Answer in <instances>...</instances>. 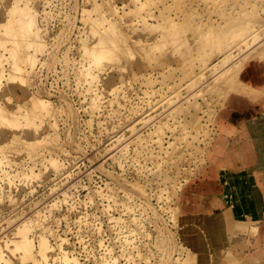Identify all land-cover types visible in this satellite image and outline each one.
<instances>
[{"label": "rangeland", "instance_id": "374dc122", "mask_svg": "<svg viewBox=\"0 0 264 264\" xmlns=\"http://www.w3.org/2000/svg\"><path fill=\"white\" fill-rule=\"evenodd\" d=\"M94 23L118 37L100 64ZM256 30L264 0H0V264H196L181 217L234 212L264 110ZM228 52L259 97L219 95Z\"/></svg>", "mask_w": 264, "mask_h": 264}, {"label": "crops", "instance_id": "0c3cea01", "mask_svg": "<svg viewBox=\"0 0 264 264\" xmlns=\"http://www.w3.org/2000/svg\"><path fill=\"white\" fill-rule=\"evenodd\" d=\"M240 133L244 147L236 148L235 161L226 172L243 175L253 212L239 216L232 212L234 200L224 203L220 198L210 211L183 215L180 233L196 264H226L227 254L241 264H264V110L245 119ZM241 217L244 231L236 225ZM252 225L257 227L253 237L247 234Z\"/></svg>", "mask_w": 264, "mask_h": 264}, {"label": "bare ground", "instance_id": "6f19581e", "mask_svg": "<svg viewBox=\"0 0 264 264\" xmlns=\"http://www.w3.org/2000/svg\"><path fill=\"white\" fill-rule=\"evenodd\" d=\"M30 19H31V17H30ZM29 19V20H30ZM247 23V22H246ZM254 24L256 23L257 24V22H253ZM253 23L251 24V26L253 25ZM246 25V24H245ZM92 26H94L93 28H92V32H95V33H92V34H97L96 33V30H93L94 28L96 29V24L94 23V25L92 24ZM250 26V25H249ZM246 27V26H245ZM253 27H255L254 25H253ZM262 28V27H261ZM247 29H248V27H247ZM263 29V28H262ZM262 29H260V30H262ZM107 30L108 29H105L104 31H98V36H99V38H100V47H99V49L97 50V51H91V52H89L88 54L90 55V57H94L95 58V60H96V63L97 64H100V63H102V62H104L105 60H107V58L110 56V55H116V54H118V50L117 49H114L115 47H112L111 46V43H113L114 41H115V43H116V39H118V37H116L115 39L113 38V41L111 40V35H110V33L112 32V29H109L108 30V32H107ZM258 30V29H257ZM256 30V31H257ZM255 31V30H254ZM253 32V31H252ZM259 31H257V33H252V36H249V37H252V42L255 44V43H257V42H262V43H260L259 45H260V47L262 46V47H264V40L262 41L261 39H262V37H264V33L263 34H261L262 32H264V30L261 32L260 31V33H258ZM250 35H251V33H250ZM263 35V36H262ZM248 37V38H249ZM249 40V39H248ZM250 40H251V38H250ZM246 42V40L243 42L245 45H247V42ZM34 44H35V42H34ZM250 44V43H249ZM32 45V44H31ZM36 45H37V43H36ZM33 46V45H32ZM252 46H253V44H252ZM118 47V46H117ZM245 47H250L251 48V44L250 45H248V46H245ZM259 47V46H258ZM244 48V47H243ZM255 48V47H254ZM253 48V49H254ZM252 49V48H251ZM120 50V49H119ZM255 51L257 50V49H254ZM121 51V50H120ZM243 51H244V53H245V51H246V49L245 50H243L242 48H240V50H238V51H236V53L237 52H241L240 54H242L243 53ZM250 51V50H249ZM253 50H251V52H252ZM250 52V53H251ZM254 52V51H253ZM256 53H258V51L257 52H255V54ZM124 54V53H123ZM252 54H254V53H252ZM254 54V55H255ZM88 55V56H89ZM239 55V54H238ZM262 55V54H261ZM235 56H237V54H233V52H228V54L227 55H225V56H223V59H221L222 60V63H227V62H230V61H234V62H232V66L227 70L228 72H229V75H228V77H226V84H225V87H223L222 89H220L219 90V95L220 96H222V95H226V94H228L229 92H238V93H240V94H242V95H244V96H249V97H251V98H257V96L259 97V91H257V90H254V89H252L250 86H247V85H245V84H243L240 80H239V78H238V74H239V72L241 71V68H242V65H243V63L245 62V60L246 59H248L251 55L249 54V52H248V54L246 53V55H243L242 56V58H237V59H235ZM262 57H264V54H263V56H261L260 58L262 59ZM233 59V60H232ZM238 60V61H237ZM210 70H211V68H209ZM209 71V70H208ZM226 71V72H227ZM210 72V71H209ZM190 74H187V76H189ZM186 76V75H185ZM186 76V77H187ZM185 77V78H186ZM183 79V78H182ZM182 79H179V80H182ZM190 85V87H191V89H190V87H188ZM188 86H186L187 88H185V89H188L189 88V91L188 92H190V90H192V86H191V84H189ZM184 89V88H183ZM184 89V90H185ZM192 92V91H191ZM264 93V91L262 92V94ZM223 97V96H222ZM222 97H220V98H222ZM224 97H226V96H224ZM223 97V98H224ZM220 98H219V100H220ZM35 101V100H34ZM38 102V101H37ZM41 102H42V100H41ZM40 102V103H41ZM39 103H37L36 104V102H35V105L37 106ZM40 106H42V104L40 105ZM39 105H38V107H40ZM44 107V106H43ZM25 115H27V114H25ZM24 115V117H26ZM12 121V120H11ZM224 183L226 184V185H228L229 187L230 186H237V188H236V190H235V192H234V196L237 198V200H236V205H235V208L233 209L234 210V212H236L237 213V215H239V216H242V214H244L243 216H246V217H248V216H250L251 214H252V212H253V209H252V206H251V202L249 201V196H248V190H247V186L245 185V182L243 181V180H240V182H238L237 180H235V179H233L232 177H231V175H229V174H226L225 176H224ZM256 225V224H255ZM255 228H257V227H254L253 225L251 226V228H250V231H249V233H247L249 236H251V237H253V236H255L256 234H255ZM19 232V231H18ZM20 235H21V233H20ZM236 238V237H235ZM252 240V239H251ZM250 240V241H251ZM45 242H43V244H42V247L43 246H45ZM41 247V248H42ZM24 250H27L28 248H29V246H27V242H24L23 241V247H22ZM44 248V247H43ZM46 249H48L47 248V245H46ZM43 251V250H42ZM44 251H45V248H44ZM45 253H46V251H45ZM10 261V260H9ZM8 262V260L6 261V263ZM224 262L226 263V264H241V262L240 261H238L232 254H227L226 256H225V259H224ZM11 262H9V263H7V264H10Z\"/></svg>", "mask_w": 264, "mask_h": 264}]
</instances>
